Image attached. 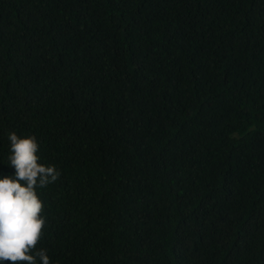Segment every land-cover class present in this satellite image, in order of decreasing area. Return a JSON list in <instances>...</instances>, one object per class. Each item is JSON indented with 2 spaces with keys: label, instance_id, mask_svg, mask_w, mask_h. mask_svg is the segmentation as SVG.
<instances>
[{
  "label": "trees",
  "instance_id": "trees-1",
  "mask_svg": "<svg viewBox=\"0 0 264 264\" xmlns=\"http://www.w3.org/2000/svg\"><path fill=\"white\" fill-rule=\"evenodd\" d=\"M12 131L51 264H264V0H0Z\"/></svg>",
  "mask_w": 264,
  "mask_h": 264
},
{
  "label": "clouds",
  "instance_id": "clouds-1",
  "mask_svg": "<svg viewBox=\"0 0 264 264\" xmlns=\"http://www.w3.org/2000/svg\"><path fill=\"white\" fill-rule=\"evenodd\" d=\"M9 152L4 163L14 175L0 178V264H51L48 249L38 248L45 228V205L38 189L55 183L61 172L41 162L36 135L8 134Z\"/></svg>",
  "mask_w": 264,
  "mask_h": 264
}]
</instances>
